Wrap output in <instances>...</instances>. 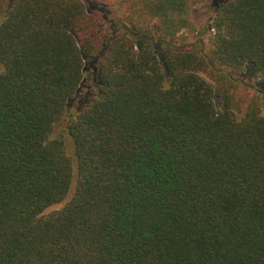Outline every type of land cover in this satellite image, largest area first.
<instances>
[{
  "label": "trees",
  "instance_id": "1",
  "mask_svg": "<svg viewBox=\"0 0 264 264\" xmlns=\"http://www.w3.org/2000/svg\"><path fill=\"white\" fill-rule=\"evenodd\" d=\"M197 2L0 0V264H264V0Z\"/></svg>",
  "mask_w": 264,
  "mask_h": 264
},
{
  "label": "rangeland",
  "instance_id": "2",
  "mask_svg": "<svg viewBox=\"0 0 264 264\" xmlns=\"http://www.w3.org/2000/svg\"><path fill=\"white\" fill-rule=\"evenodd\" d=\"M84 2L87 3V5L89 6V11L90 13H99V14H103L106 11L109 13V11H115L116 12H120L122 10L121 8V2L123 0H83ZM220 0H198V2L195 4V6L192 9L191 12V19L193 21V24L195 26L196 31L198 30H202V28L205 26V24L207 23L208 19L212 16L213 14V7L215 5L216 2H219ZM110 17H112V14H109ZM197 32H183V34L179 35V39H178V43H181L185 40L187 41H192L194 40V37L196 36ZM243 82L245 84L248 85H254L255 81L254 80H250L249 76H245L244 79H242ZM85 89L81 90L80 94H79V99H83L85 97ZM253 94H255V89L251 88V89H247L244 91V89H242V91L240 90L237 93V96H239L240 99H244V98H250ZM244 104V103H243ZM242 104V105H243ZM62 126H56L55 130L58 131ZM67 151L69 153L72 152L71 149V145L69 143V141L67 142ZM66 202V201H65ZM61 204H57V205H53L51 207H49L45 213H49L52 212L54 210L60 209L63 207L64 203Z\"/></svg>",
  "mask_w": 264,
  "mask_h": 264
}]
</instances>
